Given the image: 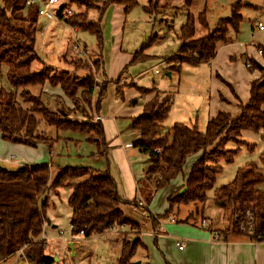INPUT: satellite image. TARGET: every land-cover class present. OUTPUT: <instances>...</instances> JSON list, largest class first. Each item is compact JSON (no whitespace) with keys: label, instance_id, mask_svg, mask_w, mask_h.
<instances>
[{"label":"trees","instance_id":"1","mask_svg":"<svg viewBox=\"0 0 264 264\" xmlns=\"http://www.w3.org/2000/svg\"><path fill=\"white\" fill-rule=\"evenodd\" d=\"M161 0H149L145 12L160 8ZM170 1V0H165ZM27 0L0 1V76L5 68L6 79L10 90L0 89V137L11 144L36 148L45 145L49 152L53 146L66 141L60 133H75L84 137V141L96 149V155L106 157L108 143L105 140L103 125L100 121L93 122V110L99 112L106 84H102L94 106L92 95L97 85L94 74L84 79L69 72L43 66L38 72L31 70L32 64L40 59L35 51L36 34L39 30L37 22L38 5H27ZM77 2V1H76ZM85 10L64 22L77 30L88 31L97 40L99 53L103 47L100 20L110 5L121 6L126 13L137 5V0H94L78 1ZM232 7V19L225 21L224 28L220 25L207 36L195 39L194 18L188 17L180 29V47L171 59L177 61L174 68L180 72L183 64L197 66L210 62L216 55L217 46L229 42L226 34L229 29L238 31L239 16ZM96 9L99 18L94 23L86 21L87 13ZM88 22V23H87ZM199 23L207 29L208 24L204 14H200ZM86 24V25H84ZM222 24V23H220ZM228 27V28H227ZM152 41H150L151 44ZM149 45L134 53L131 64L148 60L145 50ZM261 56L264 59V49ZM95 63L97 71L101 67V58ZM243 62L252 72L260 69L253 60ZM73 65V63H71ZM262 69H260L261 71ZM96 71V70H95ZM169 71H173L170 66ZM115 83H120L119 79ZM48 85L59 88L63 97L73 106L69 109L65 102L57 105L56 110H50L42 100V95L33 94L31 87ZM141 94L155 93V97L143 106L142 113L129 120V129L139 134L131 146L139 152L148 155L152 164L146 170L145 181L154 183L153 192L166 187L182 172L189 157L200 154L193 162L185 178L184 185L167 197L168 208L158 219L168 217L174 208L193 204L197 210H204L207 192L210 191L217 176L222 172L223 164H231L239 152V147L245 142L241 138L243 131L259 133L264 129V74L259 80L250 84L249 101L239 103V117L232 119L224 112H219L211 119L204 132H199L194 126L174 124L170 129L171 140L160 135L161 125L167 118L172 95L155 89L139 88ZM62 100L56 97L57 103ZM26 105V106H25ZM55 130L54 138H47L40 131L39 124ZM43 132V133H42ZM236 148L227 149V145ZM213 147L209 152L207 150ZM52 166L23 165L15 170L5 169L0 165V262L23 252V258L34 264H55L45 254L46 242L41 239L43 226L46 222V209L51 191L69 189L67 204L71 210L69 220L71 237L88 239L102 235L114 228L127 227L138 231L139 226L125 217L121 205L137 206L141 199L147 213V219L154 228L158 227L157 218L150 214L148 205L151 195L123 200L117 192L115 180L108 171L80 168H58L52 178ZM139 195L142 194L138 182ZM144 198V200H143ZM214 204L222 209H229V226L218 231L220 240L227 241L231 236L246 237L252 242L264 241V157L260 164L249 163L239 168L233 181L213 191ZM249 213L253 235H247L238 227L237 219H244ZM143 245L138 238L131 243L124 241L119 259L120 264H129L136 249Z\"/></svg>","mask_w":264,"mask_h":264},{"label":"rangeland","instance_id":"2","mask_svg":"<svg viewBox=\"0 0 264 264\" xmlns=\"http://www.w3.org/2000/svg\"><path fill=\"white\" fill-rule=\"evenodd\" d=\"M76 1L81 0H58V4L54 7V10L66 8L70 11V15L66 19H70L85 10L80 3L76 4ZM96 1L94 0L95 5H98ZM148 1L137 0V5L126 13L123 12L120 6L114 4L110 5L107 8L108 10L106 9V13L104 12L100 20L103 46L106 49L105 51L102 49L103 65L98 71L95 69L97 68L95 67V63H98L97 66L99 67V58L95 54L96 52L99 54V49L97 48V40L93 34L83 30L73 33L69 25L61 22L58 18L52 21L37 19V22L42 24L43 28H40L36 34L35 51L40 61H35L32 64L31 70L33 72L40 71L42 63H44L47 67L56 70V72L74 73L79 79H84L90 71L91 76L95 74V77L102 84H106L105 93L100 103V108L103 109L104 116H106L104 118H107L106 122H102L105 139L108 137L106 142L110 140L112 144L108 145L109 149L107 150L106 157L97 156L91 148L93 145L83 141L80 143L75 141L78 136L75 133H71L73 134L71 138H74L73 141L75 142L70 140H66L68 142L60 141L53 146L51 152H49L45 145L30 148L31 150H28V152L22 146L5 142L0 137L1 166L8 170H15L23 165L48 164L50 166L52 164L53 171L66 167H85L99 172L108 171L120 186V195L123 199L132 196L131 181L130 178H127L131 171L142 189L141 195L136 194L137 199L140 198L139 196L146 198L151 195L152 200L148 205V211L159 216L164 215L168 208V195L180 188L196 155L186 160L182 172L168 186L152 194L151 189H153L154 183L151 182L149 184L145 181L146 170L151 166L152 159L148 155L139 152L138 149L128 145L132 138V130L127 129L129 123V119L127 118L135 116L138 113L136 111L120 115L116 122L117 126L115 122L110 121L115 114L112 110L117 108L118 105L122 108L138 109L142 105L144 98L143 94L138 91L139 88H155L156 91L167 92L172 95V106L167 118L161 125L160 135L165 137L169 143L171 140L170 129L174 124H184L191 127L194 124V117L189 116L191 114L190 110L199 109L202 111V103L199 99L201 95H198L201 92L202 84L200 83L197 86L195 82L198 80L199 82H203L205 86L209 84L207 73L205 72L209 69V66H205V71L202 70L204 72L199 73L200 70L197 72L196 69L197 67L202 69L201 65L190 66L185 63L181 66L179 73L175 71L176 68L174 67L178 63L171 58L174 54L176 55L180 47V29L186 19L188 17L194 18L195 39L203 38L215 30L218 25L221 28L225 27V21L232 19V7L235 4V13H238L237 15L240 18L238 31L229 29L226 37L228 36L237 45L242 47L251 46L256 52L258 48L264 49V31L260 32L254 27L257 21L261 22L264 26V0H161L159 3L160 8L151 10V13H146L144 7L148 6ZM202 13L208 24L207 29L201 27L199 23V16ZM98 18L99 14L94 8L88 11L86 21L94 23ZM58 28H62L65 31V35L61 38L56 37ZM150 41H152L151 44ZM143 45H149L145 53L152 57L142 63L131 64L129 61L128 63H124L126 65H123L119 69L118 66L121 61H124L125 57H128L127 55L130 57L131 54L139 51ZM220 46L218 45L217 50ZM239 49L242 50V48ZM256 54L258 53L256 52ZM221 56L223 55L221 54ZM258 56L262 58L263 62H258L249 57L244 58V55L241 59L236 60L239 65L243 66H241L243 71L246 70L243 59L244 61L253 60L260 65L261 71L260 69L252 72L248 69L246 70L250 72L252 79L255 76L257 77L259 73L260 78H262L264 74V59L263 56L259 54ZM229 61L231 63L234 62L233 57ZM221 63L218 65L219 69H217L219 74L224 76L231 75L232 71L227 66V62ZM170 66L173 71H170L171 75L168 77L166 73L169 72ZM215 68L216 65L212 67V70ZM143 71H146L145 75L132 80L135 75ZM5 72L4 68L0 76V89L3 88L9 91L10 86ZM117 78L121 79V82L118 83L119 85L115 83ZM123 78H127L128 81ZM130 80L133 81V85H131ZM94 83L97 86H101L96 83L95 79ZM30 91L35 95L42 92L43 102L53 111L56 110L57 105L65 102L60 100L57 103V93L53 89H43L40 86H34L30 88ZM150 94H153V92H148L144 96ZM68 108L72 109L73 106L69 103ZM96 116H99L98 112L93 110L91 115L93 122H98L95 119ZM99 121H101V117ZM203 124L201 125L200 122V125H198L200 132H204L206 129V125ZM38 128L40 131L45 132L44 134L47 138H54L56 135L55 130L43 122L39 124ZM245 132H248L242 137L245 144L239 147V152L231 164L222 165V172L217 176L213 188L207 192L204 210H197L193 204L181 205L178 211L175 207L168 215L170 218L174 216L180 219L187 214V216H190L188 218L192 219L191 222L196 224L197 228L200 227L199 225L203 217L208 222L211 221L214 228H222L229 224L230 211L229 209L219 208L214 204L213 191L231 183L239 168L249 163L259 165L260 158L262 155L264 157V139L262 141L258 133ZM62 134L60 133L59 135ZM226 148L236 147L229 144ZM209 149L207 152L211 151ZM12 155L14 159H11ZM69 194V189H59L49 193L48 208L45 214L46 221H49L50 226L45 222L43 229L47 238L45 240V254L49 257L56 255L62 264H120L119 259L123 242L126 240L131 243L137 236L140 238V235L134 234V231L127 227H120L88 239L82 238L80 235L73 239L69 226L71 210L67 204ZM121 210L125 217L140 226V232L146 233L144 239L148 240L149 238L146 236H149L147 233L152 231V226L150 221L147 223L143 222L147 213L141 209L134 210L129 205H121ZM167 218H163L162 221H166L165 219ZM52 226L56 228L53 229ZM152 242L155 245L154 239H151ZM70 243H72V250L70 249ZM148 256L149 254L147 255L143 248L138 247L133 257L129 260V264H145V261L148 263ZM17 259L18 256L11 257L7 262L2 264H13Z\"/></svg>","mask_w":264,"mask_h":264},{"label":"crops","instance_id":"3","mask_svg":"<svg viewBox=\"0 0 264 264\" xmlns=\"http://www.w3.org/2000/svg\"><path fill=\"white\" fill-rule=\"evenodd\" d=\"M0 1L3 2L4 0H0ZM122 10H123V8H122ZM123 12H124V10H123ZM256 24H257V22H256ZM256 24L254 27L256 29H258L256 27ZM42 28H43V26L41 24V29ZM70 29H72L73 33L78 32L77 29H74L72 27H70ZM259 31L260 32L264 31V26H263V30H259ZM64 35H65V31L62 28H58V30L56 32V37L61 38ZM219 45H221V46L218 48V50L216 51L215 57L210 62L204 63V64H199L202 66L201 67L202 69H200L199 67H197V69L195 68L197 70V72H199V70H200L199 73H201V72L205 71V69H204L205 66H209V69L207 71H205L207 73V80H209V84L207 86H205V85H203V82H199L198 80L195 82V85H197V86L200 85V83L202 84L201 92L198 93V95H201L200 96L201 98H199V99L201 100V103H202V108H201L202 111L199 109L198 110L193 109V110H190L191 114H189V116L194 117V124L192 125V127L194 126L198 131H199L198 125H200V122H201V125H202V123L207 125V123L211 119L216 117V115L219 112H224V113L229 114L232 119H236L237 117H239L240 111L238 109V104L239 103L246 104L249 101L250 84H251V82L260 79V73L258 74L257 77L255 76V78L252 79L250 72L246 71L247 67L245 66L246 70L244 69L245 71H243L241 69L242 65L241 64L239 65V63H237V61H236L237 59H241V57L244 55V58L249 57V58H253L254 60H256L258 62H263L262 58H260V56H258V54L261 55L259 53V50H260L259 48L256 50V52L258 53V54H256L253 47H251V46L242 47L240 45H237V43L232 41L230 38H229L228 43L219 44ZM103 47H102V49H103V51H105L106 48H105V46H103ZM121 48H122V41H121ZM239 48H242V50H240ZM99 54H100V58H101V67H102V65H103L102 50L100 51ZM221 54L223 56H221ZM95 55L98 58L97 52ZM133 55L134 54H131L130 57H129V55H127L128 57H125L124 61L122 60L121 63L119 64V66H118L119 69L122 68L123 65H126L124 63H128L129 61H130L129 63H131V61L133 59ZM145 55H147L149 57V59L152 57L151 55L146 54V53H145ZM231 57H233V59H234V62H232V63L229 61V59ZM221 58H222V60L220 61ZM145 61H147V60H145ZM142 62H144V61H142ZM142 62H138V63H142ZM164 62H165V60H164ZM221 62H227L226 63L227 66L229 68H231V71H232L231 75L224 76L222 74L221 75L219 74V71L217 69H219L218 65H220ZM42 64H43L42 67L46 66L44 63H42ZM199 65H197V66H199ZM214 65H216V68L212 70V67ZM202 70H204V71H202ZM167 73H169L171 75L170 71ZM145 74H146V71L140 72L138 75H135V77L132 80L137 79L139 77L141 78L142 75H145ZM94 76H95V74H94ZM118 79L121 82V79L117 78V80ZM123 79H127V78H123ZM132 80H130L131 85H133ZM95 81L98 85H102V82L99 81L97 79V77H95ZM127 81H128V79H127ZM99 87L100 86L95 87V89L93 91V95H92L93 105L95 103V100H97V98H98L99 91H100ZM42 88L55 90L57 93L56 97L63 98L66 106L67 107L69 106L68 100H66L63 97L59 88H51L48 85H44ZM147 89H149V88H147ZM152 89H155V88H152ZM158 91H160V90H158ZM160 92L167 93L165 91H160ZM154 96H155L154 93L150 94V95H146V96L143 95L144 98H143L142 105L138 109L122 108V107H120V105H118L117 108L112 110V112L115 114L110 119V121L115 122V124L117 125L116 122H117L119 116L123 115L124 113H127V112L131 113V112L137 111V113H138L135 116L128 117L127 119H129V120L132 118L138 117L142 113L143 106L145 104H147L150 100H152ZM171 106H172V104H171ZM170 110H169V112H170ZM262 110L264 112V106H262ZM100 113H101V115H100ZM98 115L101 117V121H100L101 123L106 122L107 118H104L106 116H104V112H103L102 108H100ZM126 115H128V114H126ZM128 127H129V123H128ZM103 129H104V126H103ZM127 129L130 130L129 128H127ZM245 133H248V132L243 131L241 133V138L245 135ZM104 134H105V132H104ZM258 134H259L261 140L264 139V129L261 130V132H259ZM131 135H132L131 136L132 138L130 139V143H128V145H131L132 144L131 142L135 141L139 137V134L133 130H132ZM71 136H73V134L67 135V133H64L61 135L62 138L66 139V140L73 141L74 138H71ZM120 136H122V135L120 134ZM106 137H107V134H106ZM105 140H108V137ZM75 141H77L78 143H80L82 141L85 142L84 137H82L80 135L77 136V139H75ZM75 141H73V142H75ZM66 142H68V141H66ZM107 143H108V145H110L111 141L109 140ZM169 143L167 140V144H169ZM22 148H24L26 151L31 150L30 148L25 147V146H22ZM91 148L96 153L95 147L92 146ZM108 149H109V147H108ZM212 149H213V147L210 148L209 150H212ZM199 156H200V154H197L195 156V160ZM11 159H14L13 155L11 156ZM50 166H52L51 176L53 178L57 174L58 169L56 171H53V169H54L53 165L51 164ZM127 178H130V181H131L130 185H131V189L133 190L131 192L132 196H130L127 199H123L120 195V186L116 183L117 192H118V195L121 199L131 201L133 199H137L136 194H139L140 192H139V188H138V181L135 179V176L132 174L131 171L129 172V177H127ZM185 178H184L180 188L184 185ZM180 188H178V189H180ZM177 190H175V191H177ZM176 209L178 211L180 209V207H177ZM150 214L153 215L154 217L159 216L158 214H152V213H150ZM188 217H190V216H187V214L185 217L180 218V219L176 218L174 216H172L171 218L168 216V218L165 219L166 221H162V219H158L156 217L158 227L154 228L152 223L150 222L151 226H152L151 227L152 231L150 233H147V235H149V236H146L149 238L148 240L144 239V236L146 233L143 234L140 232L141 230H140L139 225H138L139 226L138 231L133 230L134 234L136 233V235H140V238L138 236H137V238L141 241V243L143 245V249L145 250L146 254L147 255L149 254L148 263L145 261V264H264V241L263 242H252L248 238L241 237V236H231L228 238L227 241L216 240L214 238V235L218 234L217 233L218 231L225 230L229 226L228 224L223 226L222 228H218V227L214 228L212 226V222L211 221L208 222L203 217L202 220H205L206 224H207L206 228H201V227L197 228L196 224L191 222L192 219H190ZM143 222H145V223L149 222V220L147 219V216L144 217ZM52 228L55 229L56 227L52 226ZM151 239H154L155 245L153 244V242L151 243ZM177 243L181 244V247H182L181 249L176 246ZM15 256H18V259L13 264H33L31 262H27L23 258V254L20 255V253H17L11 257L14 258ZM11 257H9L8 259H6L3 262H0V264L7 262Z\"/></svg>","mask_w":264,"mask_h":264},{"label":"built area","instance_id":"4","mask_svg":"<svg viewBox=\"0 0 264 264\" xmlns=\"http://www.w3.org/2000/svg\"><path fill=\"white\" fill-rule=\"evenodd\" d=\"M27 5H32L37 3L38 4V13H37V19H43V20H47V21H52L55 20L56 18H58L61 22H64V20L70 15V11L67 10L66 8H60L57 11L54 10L55 6L58 4V0H39V1H34V0H27ZM256 27L259 30H263V25L261 22L257 21ZM259 53L261 54V50H259ZM96 120L99 121L100 117L96 116L95 118ZM144 202L139 199L137 201V206H134L133 209L137 210V209H141L144 207ZM251 216L249 213L245 214V218L244 219H237L238 222V227L242 232H245L247 235H253V229H252V224H251V220H250ZM45 226V224H44ZM43 226V229H44ZM207 224L205 220H202L200 223V227L201 228H206ZM82 235V232L80 233V236ZM214 238L216 240H220V237L218 234L214 235ZM41 239L42 240H46V234L45 232H43L42 230V234H41ZM66 241V240H64ZM67 242V241H66ZM177 247H179L180 249L182 248L181 245L179 243L176 244ZM19 253H22V250L19 251Z\"/></svg>","mask_w":264,"mask_h":264},{"label":"water","instance_id":"5","mask_svg":"<svg viewBox=\"0 0 264 264\" xmlns=\"http://www.w3.org/2000/svg\"><path fill=\"white\" fill-rule=\"evenodd\" d=\"M246 4H248V3H246ZM38 28H39V29L41 28V24H39ZM166 75H167L168 77H170V74H169V73H166ZM46 222H47V224L49 225V221L47 220ZM69 245H70V249L72 250V243H70ZM72 254H73V253H72ZM49 258H50L55 264H60V259H59L56 255H55V256H50Z\"/></svg>","mask_w":264,"mask_h":264},{"label":"flooded vegetation","instance_id":"6","mask_svg":"<svg viewBox=\"0 0 264 264\" xmlns=\"http://www.w3.org/2000/svg\"><path fill=\"white\" fill-rule=\"evenodd\" d=\"M60 264H62V263L60 262Z\"/></svg>","mask_w":264,"mask_h":264}]
</instances>
